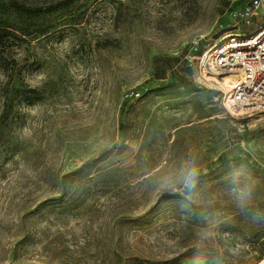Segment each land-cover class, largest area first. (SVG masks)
<instances>
[{
    "label": "rangeland",
    "instance_id": "rangeland-1",
    "mask_svg": "<svg viewBox=\"0 0 264 264\" xmlns=\"http://www.w3.org/2000/svg\"><path fill=\"white\" fill-rule=\"evenodd\" d=\"M18 1L36 17L0 39V264L263 259L264 112L231 106L202 56L264 7Z\"/></svg>",
    "mask_w": 264,
    "mask_h": 264
},
{
    "label": "built area",
    "instance_id": "built-area-1",
    "mask_svg": "<svg viewBox=\"0 0 264 264\" xmlns=\"http://www.w3.org/2000/svg\"><path fill=\"white\" fill-rule=\"evenodd\" d=\"M262 7L264 0H243L228 12L239 23L248 22ZM210 51L202 56L210 73L232 83L228 91L220 85L228 103L246 114L264 112V23L248 33L229 34ZM255 264H264V258Z\"/></svg>",
    "mask_w": 264,
    "mask_h": 264
},
{
    "label": "trees",
    "instance_id": "trees-1",
    "mask_svg": "<svg viewBox=\"0 0 264 264\" xmlns=\"http://www.w3.org/2000/svg\"><path fill=\"white\" fill-rule=\"evenodd\" d=\"M4 4L0 3V39L8 30V26H10L9 20L11 17H16L17 20L22 23L24 21V26L22 28H15L17 31L22 32V34L28 33L30 29V23L35 19V12L28 7L26 4L19 2L18 0H12L8 10H3Z\"/></svg>",
    "mask_w": 264,
    "mask_h": 264
},
{
    "label": "clouds",
    "instance_id": "clouds-1",
    "mask_svg": "<svg viewBox=\"0 0 264 264\" xmlns=\"http://www.w3.org/2000/svg\"><path fill=\"white\" fill-rule=\"evenodd\" d=\"M45 80H46V77L40 71L26 76V83H28L30 88H33V89L42 87V83L45 82ZM190 175H193V173H190ZM244 195H245L244 193H241L240 198L243 199Z\"/></svg>",
    "mask_w": 264,
    "mask_h": 264
},
{
    "label": "bare ground",
    "instance_id": "bare-ground-1",
    "mask_svg": "<svg viewBox=\"0 0 264 264\" xmlns=\"http://www.w3.org/2000/svg\"><path fill=\"white\" fill-rule=\"evenodd\" d=\"M224 90L228 91L230 90V87H232V83L228 78H225L224 84H223Z\"/></svg>",
    "mask_w": 264,
    "mask_h": 264
},
{
    "label": "snow or ice",
    "instance_id": "snow-or-ice-1",
    "mask_svg": "<svg viewBox=\"0 0 264 264\" xmlns=\"http://www.w3.org/2000/svg\"><path fill=\"white\" fill-rule=\"evenodd\" d=\"M221 63H223V61H220Z\"/></svg>",
    "mask_w": 264,
    "mask_h": 264
}]
</instances>
